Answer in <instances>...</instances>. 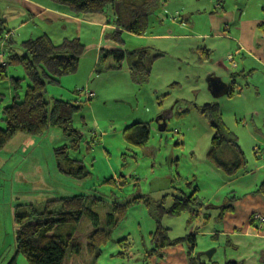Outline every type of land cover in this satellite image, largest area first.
Masks as SVG:
<instances>
[{
    "label": "rangeland",
    "instance_id": "rangeland-1",
    "mask_svg": "<svg viewBox=\"0 0 264 264\" xmlns=\"http://www.w3.org/2000/svg\"><path fill=\"white\" fill-rule=\"evenodd\" d=\"M38 1L64 8L51 0ZM232 1L159 0L149 12L144 35L123 31L120 42L104 37L96 25H81L80 42L84 51L78 69L60 78L58 83L47 81L45 100L61 99L71 103L80 100L73 127L82 134V140L78 149L72 150L61 129L50 126L42 136L18 132L0 149V264H7L14 254V213L22 212L29 204L38 208L46 200L83 194L93 203L91 208L99 216L98 228L107 229L105 216L112 210L113 202L124 203L142 195L154 203L166 195L164 207H167L180 192L193 193L204 203L201 212L189 222L188 211L177 216L163 214L159 225L167 228L171 238L189 232L194 234L192 257L196 264H207L205 252L211 249H215L211 261L229 260L223 253L224 237L219 234L212 238L210 234L223 229L222 223L214 219L217 207L233 193L238 196L246 193L255 176L264 173V167L254 168L264 162V68L255 66L260 73L254 75L253 80L248 79L247 87L244 86L247 76L236 78L243 86L239 94L213 97L206 78L211 73H220L222 67L213 68L212 63L217 59L214 50L202 62L194 49L209 44L224 47L226 41L214 33L218 22L215 19L222 17L223 12L215 8L222 4L230 6ZM245 1L235 0L234 3L242 5ZM252 2L257 5V0H249V5ZM9 6L22 9L23 1L0 0V13ZM27 9L33 10L31 6ZM214 9L216 12L211 13ZM231 10L235 11L236 18V8ZM96 15L106 21L111 11L92 14ZM8 17L16 25L17 20L21 21L19 17ZM23 19L27 26L13 30L16 43L27 38L29 30L40 28L47 29L54 41H58L55 39L59 35L70 33L72 27L71 35H76L72 24L49 25L30 14ZM202 34L207 35L206 41ZM100 48L101 55L111 49H146L144 63L149 64L148 80L132 81L126 59L118 70L105 69L115 64L112 57H101L94 62ZM227 52L225 50L223 55L225 59ZM155 54L160 55L153 58ZM2 61L0 59V63ZM234 62L239 65V58L235 57ZM224 65L228 68L230 63L226 60ZM241 67L239 65L237 70ZM249 67L245 65V70ZM6 75L0 79V128L4 126L2 108L12 102L14 95L12 78L21 80L19 96L28 85L19 65H8ZM86 90L94 92L89 100H85ZM79 91L82 92L79 94ZM204 103L217 104L225 127L238 137L247 164L234 176H228L207 158L213 131L199 111ZM248 111H254L253 118L246 115ZM160 114L166 123L163 131L158 130L155 122H149ZM137 121L150 124L149 138L141 148L128 146L122 137L123 129ZM61 146L69 147V157L82 160L84 171L90 174L78 179L60 171L55 150ZM245 173L249 174L242 176ZM155 215L158 212L152 206L131 201L117 223L110 227L109 240L101 246L97 256L88 250V236L94 228L88 217L83 216L74 224L70 243L77 245L79 252L73 253L70 245L63 264H141L152 245ZM251 216H256L254 225H264V221H258L261 214ZM241 217L239 214L238 219ZM20 262L26 260L18 255L15 264Z\"/></svg>",
    "mask_w": 264,
    "mask_h": 264
},
{
    "label": "trees",
    "instance_id": "trees-1",
    "mask_svg": "<svg viewBox=\"0 0 264 264\" xmlns=\"http://www.w3.org/2000/svg\"><path fill=\"white\" fill-rule=\"evenodd\" d=\"M51 1L64 6L69 12L77 15L104 13L110 10L111 17L106 20V24L113 27L104 32V37L120 42L123 31L138 36L144 35L149 12L158 5L159 0ZM3 33H6V29L0 22V44L5 55L0 63V79L7 77L6 68L8 65H19L25 73L28 85H26L22 96H19L21 80L12 78L14 91L12 102L4 106L1 111L4 126L0 128V149L18 132L42 136L50 126H53L61 129L64 137L69 140L70 149L77 150L82 140V134L73 127V117L79 110L78 102L80 103V100L76 103L61 99H54L50 102L45 100V93L47 81L58 83L61 77L77 71L84 45L78 37L65 38L61 42L55 43L46 34L16 43L8 34L4 37ZM101 50L102 48H100L99 59L107 56L106 58L112 57L115 62L114 65H109L105 69L118 70L121 67V62L126 59L132 81L141 83L148 80L149 64L144 63L147 55L146 49L132 51L111 49L103 55H101ZM200 51L204 53L205 57L209 54L207 49ZM159 55L155 54L153 58ZM235 75L239 76L240 74L236 72ZM232 77H234L233 73ZM227 85L229 88L227 96L231 97L235 94L238 85L234 78ZM82 91H79V94ZM87 91L92 90L84 92L85 100L94 96H87ZM199 111L213 131L207 158L228 176H234L246 167V158L238 144V137L225 127L217 104L204 103L200 106ZM160 116L164 118L163 114ZM149 125V122L137 121L126 126L122 131L125 143L135 148L143 147L150 135ZM69 147L61 146L55 150V154L58 156V169L75 178L82 179L90 172L84 171L85 165L82 160L69 157ZM110 180L114 182L113 178ZM254 191L264 197V179ZM165 197L166 195H163L160 200L154 203L142 195L135 196L124 203L113 202L112 210L105 216L107 229L98 228L99 216L91 208L93 203H90L87 196L83 194L46 200L44 205L38 208L29 204L22 212L15 211L14 213L15 250L7 264H15L18 255L23 256L28 264H63L70 245H72L73 253L79 252V247L70 243L74 224L83 216L88 217L94 228L88 236V250L97 256L101 252V246L109 240L110 227L117 223L131 201H142L158 212V215H155L156 228L151 233L152 245L145 252L141 264H150L149 258L153 255L161 257V249L164 247L185 243L188 249L193 248L195 245L194 234L187 233L171 238L167 234V228L159 225V221L163 214L177 216L185 211H188L192 217L197 216V212L203 204L194 197L193 193L187 195V193L180 192V195L172 198L169 206L164 207ZM221 207L223 210L232 209L230 205ZM192 217L188 219V222L192 220ZM250 220L252 223L253 218L250 217ZM63 229L64 233H62ZM211 237H217L215 232ZM211 264L235 263L223 260V262L211 261Z\"/></svg>",
    "mask_w": 264,
    "mask_h": 264
},
{
    "label": "crops",
    "instance_id": "crops-1",
    "mask_svg": "<svg viewBox=\"0 0 264 264\" xmlns=\"http://www.w3.org/2000/svg\"><path fill=\"white\" fill-rule=\"evenodd\" d=\"M21 1H23L22 9L26 10L25 13L17 6H9L7 7V11L3 12V14L0 13V22H2L4 28H7L6 33H3L4 37L8 34L11 39L14 40L13 30L15 29L16 31H19L27 26V21L23 19L26 14H30L32 17H39L41 20L47 21L49 25L61 23L63 24V27H65L66 24H72L75 28L76 35H71L73 30L72 27L70 28V33L61 34L55 39L58 41H54L51 37V33L47 31V29L40 28L35 31L29 30L27 38L25 39L46 34L55 43H59L65 38L73 37H78L79 40H81V25L83 24L96 25L100 28L103 35L106 30L113 27L112 25L106 24V21H102L101 16H92L93 13L85 14L81 17L69 12L65 7L60 8L51 6L38 0ZM234 1L235 0L232 1L230 6L228 4H222L220 5L221 7L218 6L215 8L220 9L223 12L222 17L214 18L218 21L214 33L217 36L223 37L226 41L224 47L219 48V46L215 44H209L207 47H197L194 51L197 53L198 59L204 62L209 58L211 50H214L217 59L212 63L213 68L222 67V69L219 70L220 73L214 72V74H218L217 76H221L223 80L227 79L228 81H224L225 83H229L231 79L234 78L236 85H238L235 94H239L242 91L243 86L241 87L237 82L236 78L238 76L235 75V73L238 72L240 77H243L244 75L247 76V83L244 84V86L247 87L249 84L248 79L253 80L254 75L260 73V69L255 66L260 65L264 68V0H257V5H255L254 2L249 5V0H246L242 5L234 3ZM29 6H31L33 10L27 9ZM232 7L237 10L236 18L234 17L235 11L231 10ZM250 7H252L251 11H249ZM215 9L212 10L211 13L216 12ZM8 16H12L13 18L19 17L21 21L17 20L19 23L16 25V23L11 22V18ZM3 23H6V25ZM202 36V39H205L204 41L208 39L206 34H202ZM203 49L209 50V54H207L206 57L204 53H201L200 51ZM225 50H228L227 53H229L228 55L226 53V59L223 56ZM229 55H231V60H229ZM4 57L3 48L0 44V59L3 60ZM235 57L239 58V65H242L240 70H237L239 65L237 62H234ZM97 60H99V52L94 62ZM226 60L230 63L228 68L224 65ZM245 65H249L250 67L245 70ZM232 73L234 74V77L231 78ZM246 115H250V117L253 118L255 113L254 111H248ZM152 121L154 122V119H151L149 122L151 123ZM262 167H264V162L254 168L259 170ZM248 174L249 173H245V175L242 176H247ZM263 179L264 173H258L254 178V182L249 185L251 186V189L239 196L234 193L229 195L226 201L217 207L218 213L215 215L214 219L217 222L222 223L223 229L215 231V234L216 236L220 234L224 237L225 251L223 253L235 264H264V225H254V221L252 223L251 221L249 222L250 217H252L251 215L261 214L264 217V197L261 194L254 193V190L259 184L258 182H261ZM226 205H230L232 209L223 210L221 206ZM202 207L203 205L198 210L197 215L201 212ZM239 214H241L242 217L238 219ZM191 217L192 215L188 219ZM252 218H255V216ZM258 221L263 222L264 220ZM213 233L214 232H212L210 236ZM161 252V257L153 255L149 258L150 264H196L192 257V254H194V247L188 249L185 243L164 247L161 249ZM20 263L28 264L27 262Z\"/></svg>",
    "mask_w": 264,
    "mask_h": 264
},
{
    "label": "water",
    "instance_id": "water-1",
    "mask_svg": "<svg viewBox=\"0 0 264 264\" xmlns=\"http://www.w3.org/2000/svg\"><path fill=\"white\" fill-rule=\"evenodd\" d=\"M206 82L207 88L213 97H221L223 95H227L229 90L227 83L222 81L221 78L216 74H209L206 78ZM154 122L157 124L158 130L163 131L166 128L165 119L162 118L160 115L155 118ZM214 250L215 249H211L210 251L205 252L208 259L207 264H211V257Z\"/></svg>",
    "mask_w": 264,
    "mask_h": 264
},
{
    "label": "built area",
    "instance_id": "built-area-1",
    "mask_svg": "<svg viewBox=\"0 0 264 264\" xmlns=\"http://www.w3.org/2000/svg\"><path fill=\"white\" fill-rule=\"evenodd\" d=\"M231 59H232V58H231V55H229V60H231ZM86 94H87V96H89V97H92V96L94 95V93H93L92 91H87ZM255 217H256V216H255ZM259 220L263 221V220H264V217H263V216L259 217Z\"/></svg>",
    "mask_w": 264,
    "mask_h": 264
}]
</instances>
